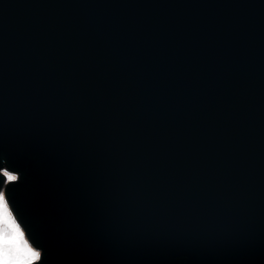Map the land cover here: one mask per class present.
Returning <instances> with one entry per match:
<instances>
[{"label": "water", "instance_id": "1", "mask_svg": "<svg viewBox=\"0 0 264 264\" xmlns=\"http://www.w3.org/2000/svg\"><path fill=\"white\" fill-rule=\"evenodd\" d=\"M0 191L38 264H264V0H0Z\"/></svg>", "mask_w": 264, "mask_h": 264}, {"label": "rangeland", "instance_id": "2", "mask_svg": "<svg viewBox=\"0 0 264 264\" xmlns=\"http://www.w3.org/2000/svg\"><path fill=\"white\" fill-rule=\"evenodd\" d=\"M9 174L15 175L13 173H9ZM5 181L7 182L6 177H5ZM8 209H9V212H8L6 218H8L11 223L18 225V228H16L14 230L13 228L9 227L8 223L0 225V227L3 228L4 236H5L6 241H7L6 250L10 249L13 252V255L15 256V260L12 262V264H29V263H32V262H34V260L30 256L28 249L32 248L35 251H39V250L35 249L28 242L24 231L19 226V224L16 222L9 206H8Z\"/></svg>", "mask_w": 264, "mask_h": 264}, {"label": "snow or ice", "instance_id": "3", "mask_svg": "<svg viewBox=\"0 0 264 264\" xmlns=\"http://www.w3.org/2000/svg\"><path fill=\"white\" fill-rule=\"evenodd\" d=\"M3 175L6 177L7 181L14 182L17 180L15 175L9 174L7 172L3 173ZM8 212L9 209L6 194L3 191H0V225L8 223L9 227L15 230L18 228V225L11 223L10 220L6 218ZM6 243L7 241L4 236L3 228L0 227V264H12V262L15 260L13 252L10 249L6 250ZM28 251L32 259L35 261V264H38L41 259V253L39 251H35L32 248H29Z\"/></svg>", "mask_w": 264, "mask_h": 264}]
</instances>
